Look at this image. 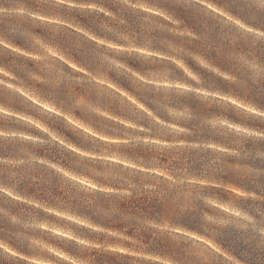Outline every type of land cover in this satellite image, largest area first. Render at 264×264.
Instances as JSON below:
<instances>
[{"label":"rangeland","instance_id":"1","mask_svg":"<svg viewBox=\"0 0 264 264\" xmlns=\"http://www.w3.org/2000/svg\"><path fill=\"white\" fill-rule=\"evenodd\" d=\"M103 1L117 12L71 0H0V52L14 69L12 73L0 68V183L15 168L32 166L47 178L58 177L57 185L50 187V182L48 189H32L34 193L48 197L47 203L57 208L82 211L83 194L111 192L104 185L111 184L125 167L132 166L124 158L128 148L173 147V188L195 189L198 193L193 201H179L185 204L182 211L191 202L202 203L207 211L202 215L205 232L214 227L218 233L228 230L234 236L242 235L254 253L264 255V210L255 205L264 198V0ZM163 7L173 8V19ZM88 12L96 13L95 20L100 22L101 29H108L123 43L97 41L107 73L125 81L135 92H160L162 104L158 112L166 120L154 117L106 78L94 77L72 63L69 74L65 72L67 61L59 49L65 40L72 43L70 51L79 47L78 41L70 38L71 30L92 39L71 24ZM198 18H206L209 33L216 31L220 37L230 39L232 45L224 57L226 70L214 68L190 55L186 48L174 46L177 40L185 43L186 38H196L184 21ZM154 30L173 36V49L169 48L173 56L145 47L152 43L148 37ZM17 43L32 52L17 47ZM178 57L190 59L197 72H191ZM125 63L134 64L144 75L130 70ZM17 71L23 78L16 76ZM213 79L221 81L216 83ZM64 80L83 86L82 94L70 102L66 112L39 98L42 91L52 97L45 89L62 85ZM209 85L217 89L205 88ZM69 91L76 95L73 88L69 87ZM192 96L201 104H215L225 118L193 116L189 110ZM114 100L119 102L116 109L124 116L110 112ZM193 124L200 133L205 128L220 130L229 148L187 143L191 132L185 127ZM38 147L46 148V154L61 164L35 159L31 153ZM20 149L19 155L24 156L11 157ZM198 149L210 154L193 157L195 164L201 163L198 176L193 177L195 164L188 158L191 150ZM159 174L170 179L165 172ZM239 180L260 195L247 194L230 184ZM13 190L0 185V204L4 207L9 205V198L16 199ZM240 198L252 203L246 204ZM19 201L25 205L20 207L18 216L0 208V223L9 228L12 240L26 243L29 255L0 242V264H91L96 261L94 254L109 250V240L121 238L65 210L49 209L44 202ZM235 204L253 209L254 216L234 208ZM157 230L169 246L166 253L170 258L136 255L140 262L129 264H238L209 241L184 228L173 225ZM89 237L96 242L82 239ZM65 252L86 256V261L75 260Z\"/></svg>","mask_w":264,"mask_h":264},{"label":"trees","instance_id":"2","mask_svg":"<svg viewBox=\"0 0 264 264\" xmlns=\"http://www.w3.org/2000/svg\"><path fill=\"white\" fill-rule=\"evenodd\" d=\"M76 4L93 5L96 7H102L112 13H116V9L113 8L107 1L103 0H71ZM134 1V0H130ZM148 2L146 0H135ZM150 4V3H149ZM148 4V5H149ZM155 6V5H150ZM156 7V6H155ZM157 8V7H156ZM163 11L168 17L173 19V8L163 7ZM96 13L88 12L86 16L73 19L69 23L76 25L75 27L84 31L92 39H88L82 35H79L74 30L70 33V38L76 39L79 43V47L70 51L72 43L64 41L60 54L65 58L67 64L65 66V72L68 73L70 70L69 64H74L78 69L87 72L94 77L106 78L112 83L117 89L125 92L132 100L138 105H141L145 110L151 112L154 117L161 120H166L159 112L158 108L162 104V94L155 92L153 89L149 91L142 89L138 92L130 89L125 81H119L114 79L111 73H107L106 66L102 64V54L99 50L97 41L102 40L107 44L122 45L119 37L111 35L108 29H101L100 22L95 20ZM65 20V19H64ZM67 21V20H65ZM68 22V21H67ZM185 27L196 37L186 38L185 43H181L177 40L175 45L178 48H186L187 52L203 59L207 64L221 71L226 70L224 57L231 48L230 39H225L219 36L218 32L209 33L206 29L205 22L206 18H198L193 21L185 20ZM165 24L164 22H162ZM150 45L145 46L151 52L162 54L164 56H173V53L169 48L173 49V36L165 34V32L153 31L148 37ZM163 43L161 44L160 42ZM182 44V45H181ZM17 47L25 50L28 53L32 52V49L22 47L17 43ZM142 46V43L139 45ZM3 49V48H1ZM105 49V47H102ZM4 50V49H3ZM7 52V51H6ZM0 52V68H4L8 72L14 73V69H11L10 64L7 62ZM183 60L185 67L191 72L196 73L190 59L184 57H178ZM18 61H20L18 59ZM29 61V60H27ZM34 64V62L29 61ZM126 67L130 70L141 72L144 75V71L138 70L134 64L125 63ZM16 76L23 78V74L15 73ZM69 74V73H68ZM77 74V73H76ZM83 73H80L82 75ZM213 78V77H212ZM213 81L219 82L220 79H213ZM69 87L73 88L76 92L70 93ZM81 85L70 84L65 81L62 85L54 87L53 89L48 88L45 91L52 94V97L46 96L44 92L39 93V98L52 106L66 112V107H69L70 102H74L82 94ZM205 88L216 90L215 85H209ZM191 105L189 110L193 116H202L206 119L212 118H225L223 113L220 111L218 106L212 104L210 101L200 103L193 96L191 97ZM64 102V103H63ZM130 106H134L133 103L126 101ZM119 106V102L114 100L113 107H110V112L114 115L122 117L124 116L116 108ZM173 107V105H172ZM143 113V112H142ZM229 122L235 123L229 117H226ZM130 120V119H129ZM141 125V123H138ZM191 132V135L185 140L190 144L199 145H215L217 147H227L228 142L225 139L224 134L220 130L205 128L200 133L197 130L196 124L185 127ZM29 136H34L33 133H25ZM166 141L173 143V140L166 139ZM21 152L20 150L15 151V155L11 157L18 159ZM35 159L46 160L48 162L60 165L61 163L57 159H53L46 154V148L38 147L31 153ZM210 154V151L198 149L191 150L189 153V162L195 164L193 157L203 158ZM7 157L8 155H1ZM27 157H23L25 159ZM125 160L132 166H127L123 169V172L119 174V177L115 179L111 184L104 186L110 187L111 192L102 193L100 191H93L88 194H83L81 199L82 211L69 212L68 209L61 207L57 208L56 205L48 202V197L43 195H37L32 189H48V185L52 182L50 187L57 185V176L47 178L43 173H36L32 166L22 165L13 170L12 175H6L5 181L2 185L6 189H15L13 194L16 199L22 200L27 199L32 202L45 203L47 208L65 210L67 213L74 214L76 217L86 221L89 225L100 228L104 231L114 233L120 236V239H111L106 243V247L109 250L104 252H97L94 254L96 258L95 263L91 264H129L133 261L140 262L136 255L146 256H158L166 257V250L169 246L166 241L161 240L158 236V230L161 227L168 226L173 228V225L184 228L185 230L206 239L209 241L216 250L223 254L232 257L238 264H264V255L260 253H254L251 244L246 241L244 236H234L230 234L228 230L225 232L216 231L214 227H209L208 231L205 232L206 224L202 219V215L207 213L202 203H189L186 206V211H182L185 204H180L179 201L183 199L192 200L194 196L198 194L195 189H179L178 187L173 188V147L170 149L152 150L150 148L136 147L134 149L128 148ZM177 162H174V166ZM200 164H195L192 167L194 173L193 177L198 175L200 172ZM18 172L21 174L18 175ZM165 172L166 175L171 179H166L159 173ZM17 174V175H16ZM248 181V180H245ZM242 181L230 182L237 188L241 189L247 194L260 195L254 188L249 185H242ZM244 184V183H243ZM58 195V191H54ZM9 198V205L4 207L0 204V208L4 211H8L11 216H18L22 205L24 203L19 200ZM220 203H227L224 199H216ZM240 201L246 204H251V200L247 198H240ZM264 210V198L263 202H255ZM234 208L245 211L249 215L254 216L253 209H248L242 205H232ZM41 211V210H39ZM264 213V212H262ZM40 219H37L39 221ZM9 228L0 223V242L8 245L9 248L21 253L25 256L29 255L26 251V243L20 244L16 240H12L9 235ZM13 233L16 231H12ZM219 234V235H217ZM89 242H96L93 239L82 238ZM113 249V250H112ZM67 253L70 257L75 260L82 261L85 263L86 256H77L72 253ZM31 256V254H30ZM220 256V255H219ZM221 257V256H220ZM170 258V257H169ZM173 261V259H171Z\"/></svg>","mask_w":264,"mask_h":264}]
</instances>
